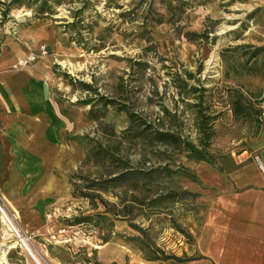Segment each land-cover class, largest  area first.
<instances>
[{"label":"rangeland","instance_id":"rangeland-1","mask_svg":"<svg viewBox=\"0 0 264 264\" xmlns=\"http://www.w3.org/2000/svg\"><path fill=\"white\" fill-rule=\"evenodd\" d=\"M0 13L24 47L21 32L47 26L33 52L47 46L59 98L83 114L67 130L60 166L70 190L57 194L48 214L71 227L62 229L74 231L79 252L101 251L115 238L139 249L143 264L191 258L214 193L206 178L217 168L159 142L155 132L166 129V108L197 140L196 98L178 88L190 73L189 86L208 90L211 113H223L212 141L218 159L250 149L264 130V53L249 61L246 47L264 48V0H0ZM228 88L260 95L257 136L253 120L233 116ZM5 226L6 244L20 249Z\"/></svg>","mask_w":264,"mask_h":264},{"label":"crops","instance_id":"crops-1","mask_svg":"<svg viewBox=\"0 0 264 264\" xmlns=\"http://www.w3.org/2000/svg\"><path fill=\"white\" fill-rule=\"evenodd\" d=\"M34 25L21 32L20 41L27 45L21 46L0 13V194L10 208L21 213L22 226L33 238L34 255L20 246L21 250L7 245V231L0 222V255L6 252L8 262L3 256L0 261L131 264L133 257L143 264L139 249L115 238L99 248L95 245L101 251L87 247L86 252H79L82 246L71 243L79 240L74 231L52 239L62 228H71L48 213L61 199L57 194L67 195L70 190L65 167L60 166L66 165L68 157L67 130L81 125L83 114L81 108L67 106L59 98L48 57L26 68L15 67L48 33L44 24ZM256 155L264 158V130L249 150L219 157L221 170L212 168L215 172L206 178L214 193L209 194L192 256L171 264H264V171L257 165Z\"/></svg>","mask_w":264,"mask_h":264},{"label":"trees","instance_id":"trees-1","mask_svg":"<svg viewBox=\"0 0 264 264\" xmlns=\"http://www.w3.org/2000/svg\"><path fill=\"white\" fill-rule=\"evenodd\" d=\"M246 55L249 56V61L255 60L259 55L264 53V48H253L246 47ZM194 79L193 75L188 73L185 78H180L179 86L182 96L188 97L189 93L195 96L196 100L192 104V108L195 110V127L197 130L198 138L197 140H191L189 137L184 136L181 133L182 126L179 122V117L175 112L164 108V120L166 121V129L156 130V139L164 144H170L174 146L178 153L185 154L188 157L197 160L199 162H204L214 166L215 168L221 170L218 156L212 150V141L216 134L215 123L218 117L222 115V112L218 114L211 113V104H206V94L207 89L203 85L199 86H189V80ZM184 91V93L182 92ZM229 94L232 95L231 102H229L230 110L236 119L243 120H253L256 124L255 136H257L263 125L261 118L263 111L255 105L262 103L260 95L243 93L238 88H228ZM128 115L133 118L134 114L128 112ZM243 149L239 154L246 151ZM158 259V258H157Z\"/></svg>","mask_w":264,"mask_h":264},{"label":"built area","instance_id":"built-area-1","mask_svg":"<svg viewBox=\"0 0 264 264\" xmlns=\"http://www.w3.org/2000/svg\"><path fill=\"white\" fill-rule=\"evenodd\" d=\"M48 55L47 46L42 45L39 48L37 53L32 52L25 58L19 59L15 65L16 68L22 69L28 67L29 65L39 61L41 58H44ZM257 165L264 171V158L260 155H256L254 157ZM1 214L5 216L7 226L3 224L1 219ZM0 222L8 228L10 233L19 243V246L23 248L29 255L34 258L33 255V245H32V235L28 234L26 230L23 228L19 217L16 212L13 211L8 204L4 201V198L0 194ZM66 233V229H61L57 234L52 236L53 240H56L59 235H63ZM69 239H65L64 242H68Z\"/></svg>","mask_w":264,"mask_h":264},{"label":"bare ground","instance_id":"bare-ground-1","mask_svg":"<svg viewBox=\"0 0 264 264\" xmlns=\"http://www.w3.org/2000/svg\"><path fill=\"white\" fill-rule=\"evenodd\" d=\"M1 219H2V222L7 226V222H6V219H5V216L1 214ZM14 247V246H13ZM6 259V258H5ZM0 264H2V262L0 261Z\"/></svg>","mask_w":264,"mask_h":264}]
</instances>
